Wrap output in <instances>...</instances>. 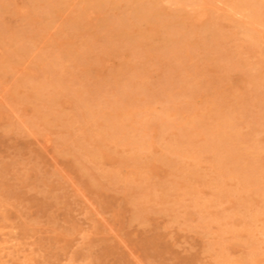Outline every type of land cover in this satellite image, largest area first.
Listing matches in <instances>:
<instances>
[{"label":"rangeland","instance_id":"rangeland-1","mask_svg":"<svg viewBox=\"0 0 264 264\" xmlns=\"http://www.w3.org/2000/svg\"><path fill=\"white\" fill-rule=\"evenodd\" d=\"M0 264H264V0H0Z\"/></svg>","mask_w":264,"mask_h":264}]
</instances>
